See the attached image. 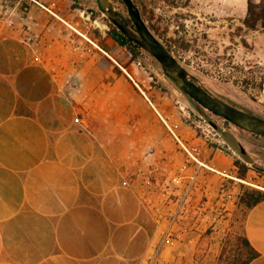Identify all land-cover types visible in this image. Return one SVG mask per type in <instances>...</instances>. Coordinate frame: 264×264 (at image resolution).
Listing matches in <instances>:
<instances>
[{"label": "crops", "instance_id": "obj_1", "mask_svg": "<svg viewBox=\"0 0 264 264\" xmlns=\"http://www.w3.org/2000/svg\"><path fill=\"white\" fill-rule=\"evenodd\" d=\"M69 19L65 0H0V264H169L178 214L130 158L190 162L178 144L197 140L131 88L149 115L134 119L117 70L94 67L105 52ZM243 235L248 264H264V200Z\"/></svg>", "mask_w": 264, "mask_h": 264}, {"label": "rangeland", "instance_id": "obj_2", "mask_svg": "<svg viewBox=\"0 0 264 264\" xmlns=\"http://www.w3.org/2000/svg\"><path fill=\"white\" fill-rule=\"evenodd\" d=\"M132 2L149 31L206 91L236 109L264 119V28L247 30L242 26L246 0ZM65 3L72 14V26L93 43L86 44L105 52L94 61V67L107 68L109 62V69L117 70L115 84L132 105L134 119L149 116L142 99L134 94L137 91L142 98L154 100L185 134L193 135L197 140L192 147L196 159L237 179L239 167L235 162L247 166L244 184L206 168H196L194 161L184 166L178 152L164 158L163 169L156 164L155 156L147 161L130 158L133 170L148 168L146 175L159 190L164 214L171 212V206L180 205L170 235L173 248L169 264H241L247 252L241 241L247 210L238 205L237 198L243 188L256 189L251 185L261 184L257 178L264 176V138L203 110L166 78L158 63L143 50L116 44L109 35L114 27L96 0ZM110 6L121 21L132 27L120 0H110ZM88 55L85 51L86 59ZM119 72L127 79L125 82ZM79 116L87 123L90 120L87 112ZM190 177L193 179L189 185Z\"/></svg>", "mask_w": 264, "mask_h": 264}, {"label": "water", "instance_id": "obj_3", "mask_svg": "<svg viewBox=\"0 0 264 264\" xmlns=\"http://www.w3.org/2000/svg\"><path fill=\"white\" fill-rule=\"evenodd\" d=\"M103 16L127 40L151 56L160 66L162 74L190 100L234 127L264 138V119L245 113L206 91L195 78L177 62L166 47L154 37L140 16L132 0H120L134 30L122 22L110 6V0H96Z\"/></svg>", "mask_w": 264, "mask_h": 264}, {"label": "trees", "instance_id": "obj_4", "mask_svg": "<svg viewBox=\"0 0 264 264\" xmlns=\"http://www.w3.org/2000/svg\"><path fill=\"white\" fill-rule=\"evenodd\" d=\"M116 15V14H115ZM117 16V15H116ZM123 21V20H122ZM125 23V21H123ZM126 24V23H125ZM242 26L247 30H255L257 27L264 28V0H246L245 16L242 20ZM131 29L133 27L130 26ZM110 38L119 46H128L131 50H141L137 45L127 40L120 32L115 28L109 33ZM142 51V50H141ZM239 167L238 178L244 179L247 171L245 164L236 163ZM255 172L260 173L256 168ZM238 205L243 206L246 210L251 209L256 204L264 200V192L258 189L243 188L242 192L238 196ZM242 244L246 252L245 259L241 264H248L254 258L258 256L257 252L250 246L247 239L243 236L241 238Z\"/></svg>", "mask_w": 264, "mask_h": 264}, {"label": "built area", "instance_id": "obj_5", "mask_svg": "<svg viewBox=\"0 0 264 264\" xmlns=\"http://www.w3.org/2000/svg\"><path fill=\"white\" fill-rule=\"evenodd\" d=\"M129 55V57L131 58V55L130 54H128ZM139 64V63H138ZM179 143V142H178ZM179 145V148L183 151V153H185L186 154V156L188 157V159H190V162H188V160H184L185 162H184V166H186L187 164L189 165V164H191L192 162L191 161H194V162H196L197 164H196V168H198L199 166H202V164L199 162V160L198 159H196L195 157V149L194 148H192V147H189V148H185L183 145H181L180 143L178 144ZM206 169H208L209 171H212V169L213 168H209V167H206ZM222 174H224L223 172H222ZM222 176H226L227 178H229V179H231V180H235V177H232V176H228L226 173L224 174V175H222ZM191 179H193V177H190V179L188 180V183H189V185H190V180ZM171 181L174 183V184H178V180L176 179V178H172L171 179ZM165 190V189H164ZM178 204V202L176 203V205ZM180 209V205H177L173 210H172V212H170L171 213V217L174 219L176 216H177V214L179 213V210Z\"/></svg>", "mask_w": 264, "mask_h": 264}, {"label": "bare ground", "instance_id": "obj_6", "mask_svg": "<svg viewBox=\"0 0 264 264\" xmlns=\"http://www.w3.org/2000/svg\"><path fill=\"white\" fill-rule=\"evenodd\" d=\"M238 181H240V182H242V183H244V184H247L246 182H244V181H241V180H238ZM252 187H254V188H256V189H259V190H263L264 191V188H261V187H259V186H256V185H251Z\"/></svg>", "mask_w": 264, "mask_h": 264}, {"label": "flooded vegetation", "instance_id": "obj_7", "mask_svg": "<svg viewBox=\"0 0 264 264\" xmlns=\"http://www.w3.org/2000/svg\"><path fill=\"white\" fill-rule=\"evenodd\" d=\"M132 30H134V29H132Z\"/></svg>", "mask_w": 264, "mask_h": 264}]
</instances>
